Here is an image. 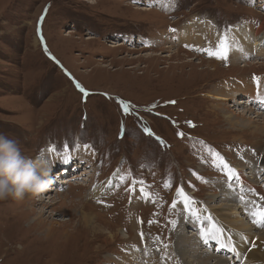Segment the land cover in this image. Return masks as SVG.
Wrapping results in <instances>:
<instances>
[{"label":"rangeland","instance_id":"rangeland-1","mask_svg":"<svg viewBox=\"0 0 264 264\" xmlns=\"http://www.w3.org/2000/svg\"><path fill=\"white\" fill-rule=\"evenodd\" d=\"M262 26L264 0H0V132L23 155L45 157L54 178L42 194L0 200V264H191L194 251L176 244L183 235L210 263L246 264L222 218L234 204L252 226L232 234L242 251L263 232L251 212L264 210V182L249 176L263 174L264 135L225 116L264 121L255 117L264 108L237 87L264 77V56L250 52ZM186 29L202 44L186 47ZM232 38L238 53L229 47L227 59L201 51ZM226 87L244 94L225 104ZM209 149L248 173L229 181ZM71 175L80 176L67 183ZM201 222L222 231L205 244Z\"/></svg>","mask_w":264,"mask_h":264},{"label":"bare ground","instance_id":"bare-ground-1","mask_svg":"<svg viewBox=\"0 0 264 264\" xmlns=\"http://www.w3.org/2000/svg\"><path fill=\"white\" fill-rule=\"evenodd\" d=\"M137 9L148 10V9L140 8V7H137ZM185 32L186 33L188 32L189 34H185ZM179 36H182V38L186 37V41L188 42V43H186L187 45H192L193 44L195 46H198V45H201L202 44L203 36L200 33L196 32V31L194 32V30L188 31L186 29L184 31V33H180ZM192 37H195V38L193 39ZM246 38H247V35H244V36L242 35L240 37V41L242 40L243 41V45H245V46L247 44V43H245ZM248 40H250V38H248ZM231 41H233V38L230 40V43H231ZM230 49H231V53H232V50H233V53H236V52L238 53L237 48H234L232 43L230 44ZM250 52H253V53H257L258 52L257 55H259V56H262L263 55L264 56V26H262L260 28V33L259 34L257 32L256 38H255V43L253 45H251ZM238 57H239V55L237 54L233 60L236 61V59H238ZM243 66H246V65L244 64ZM212 69L217 70V67L212 68ZM252 83H253V89L250 87V85ZM237 87L238 88L241 87V88L245 89L247 91V93L251 96L250 97L251 101L252 100H255L256 101L255 104H257L258 106H261V107L264 108V106H262L260 103L257 102V92L258 91H259V93H260L261 96H264V77L263 78H260V80H259V88L257 87V81L256 80H252L251 83H248V81H247L246 83H244L243 86L237 85ZM238 88H236L235 91H232L231 92V96H230L226 92L227 89H229V88L226 87L223 90V92L222 91H219L218 96L220 97V99H223L224 102L225 101H228V100H232V99L236 100L237 97H240V95L244 94V92L239 91ZM233 92H235V96H233ZM242 99H244V98H242ZM242 99H238V102L239 103L240 102H243ZM244 102H246V100ZM225 104H227V102H225ZM225 104H224V106H226ZM257 105H255V106L257 107ZM233 111H230L229 114H227L225 116L226 117V120L228 121V123L230 125H238L240 127L249 128V129L251 128L253 130V132H260L261 134L264 135V121H263V123H258V121L253 120L251 117H248L247 118L245 116L246 115V112H245V114L244 113L241 114V111L239 113L233 112ZM250 111L252 113V110L251 109H250ZM250 111H248V112H250ZM255 117L257 119L264 120V111H261L260 110V112H258V114H256ZM50 166H52V165H50ZM261 166L263 167V171H262L263 174L262 175H261V173L258 172V170H260V169H258L257 171H253L251 173V176H249V181L251 180L250 182H252L254 185H258V183L260 181H263L264 182V163L261 164ZM81 170H83V172L80 174L81 175V178H83V177L86 178V174H88V169L86 168V170H85V168L84 169L82 168ZM236 170L240 172L241 178L243 176V173H241V172L244 171L246 174L248 173L247 170L245 171V169L243 168V166L242 167H238ZM246 174H244V175H246ZM80 175H76V176L73 175V176L75 177V179H77V178H79ZM73 176L70 178V180H67V183H70L69 181H72L73 180V178H74ZM245 183L249 184L248 181H246ZM242 185H244V184H242ZM247 187H248V185H247ZM56 190H58V186L55 187V191ZM215 194H216V191H214V193H212L211 195L213 196ZM212 196H211V198H212ZM259 196L261 198L264 197L263 191H261V193L259 194ZM234 206H235L234 204H233V206L231 204V207L232 208L230 209L229 212H227L226 217H223L224 214L222 212H215V213H217L215 215H218L220 219H221V217H223L222 218V221H224L225 223H227L231 227V229H232V231H231L230 230V227L227 226L224 229L225 230L224 231V236L226 237L228 235L229 240L228 239L227 240H228L229 244L232 246V248L235 249V250H237V254L238 255H240V256L243 255V256L246 257V260H245L246 261V264H264V254H263L264 253V245L255 248L254 250H252L249 253V250H251L253 246H257L261 242L264 243V230H263V232H259L260 235L256 239L252 238L254 240H252L251 243H249L250 245L246 248V252L245 251H242V248L238 247V245H237V239H240V238H237L236 239V237L233 236V239H232V234H234V235L235 234H238V233L240 234V233H242L241 230H245L246 232H249V231H252L253 230V228H251L252 226L249 224V222L245 223V221H244L245 219L243 220L240 217V212H239V209L240 208H236ZM255 209H256V206H255ZM233 216H238V217L234 218ZM253 220L254 219H252V221ZM85 221L87 222V217L86 216H85ZM224 222H222V223L225 224ZM176 227H178V226H176ZM259 227H260V225H258L257 223H255V228L258 229ZM187 233H188V231H187ZM183 237H184V235L183 236H180L178 238V240L176 241V244L177 245H182L181 252H183V253L186 252V251L188 252L190 250L191 251H194V255H193L194 258H193L191 264H213V263H210L209 262L210 259H211V256H213V255H210V254L209 255H203L201 252H198L199 251L198 249H196V250L195 249H192V248L191 249H188V248L186 249L184 247L186 245V243H189L190 242V243L195 244V245L198 244V243L196 241L193 242V238L188 239V238H185V237L183 238ZM258 242H260V243H258ZM237 247H238V249H237ZM126 256L128 257V255H126ZM176 262H177V260H176Z\"/></svg>","mask_w":264,"mask_h":264},{"label":"clouds","instance_id":"clouds-1","mask_svg":"<svg viewBox=\"0 0 264 264\" xmlns=\"http://www.w3.org/2000/svg\"><path fill=\"white\" fill-rule=\"evenodd\" d=\"M54 182L49 161L22 154L19 142L0 132V200H23L46 192Z\"/></svg>","mask_w":264,"mask_h":264},{"label":"snow or ice","instance_id":"snow-or-ice-1","mask_svg":"<svg viewBox=\"0 0 264 264\" xmlns=\"http://www.w3.org/2000/svg\"><path fill=\"white\" fill-rule=\"evenodd\" d=\"M174 31V30H173ZM186 47H188V45H186ZM229 45L222 41L220 45H218V48L220 50L217 51H213L211 49H201V51H206L207 54L209 56H216V58L218 59H227V54H228V50H229ZM254 79L257 81V87L259 88V77H254ZM78 88H80V90L82 92H84L85 90L79 85V83H77L76 85ZM85 95H87V93L85 92ZM257 102L260 103L262 106H264V96H261L259 91L257 92ZM121 107L123 108L125 114H129L130 112V105L128 102L125 101H121ZM190 123V122H189ZM145 132L149 133L150 135L151 130L145 128ZM177 135L179 136H183V133H177ZM157 140H160L159 137H157ZM161 143H163V141H161ZM203 143V142H201ZM85 147H88L87 145H85ZM54 150V149H52ZM210 151V155L212 157V161L214 166H219L221 169L226 171V174L228 176L229 181H232L233 179L239 180V173L236 171V169L231 168L228 163L223 159V157L220 156L219 153L212 151L211 149H209ZM67 157L64 158V162L67 163ZM130 175V173H129ZM123 179V178H122ZM198 179H203L202 177H198ZM136 183H139L140 185H142V187L140 188V192L141 194H143L145 197H147L149 195V193L145 192V187L144 182L143 181H136L133 180V184L135 185ZM118 186V185H117ZM166 188L167 187H171L170 182H165L164 185ZM177 197L182 199V202L184 204L185 210L189 213V215L195 219V220H199L200 219V215L198 210H196L194 208L195 205V201L192 200V198H190L189 196H187V194L184 192L183 188H178L177 189ZM155 199V197H153V200ZM241 199L243 200V197H241ZM262 199H264V197H262ZM177 204V200L173 201L172 207H175ZM251 215L254 217L253 222L257 223L260 226H264V210L260 209L259 206H256V209L254 211L251 212ZM206 220H208L209 222H211L212 218L210 216L206 217ZM149 223H152V221H149ZM171 223L173 225H175V221H171ZM222 229L218 228L216 224H212L210 228H205L203 226V222H201V227H200V235L201 238L203 239L204 243L207 244L209 239H216L217 238V234L219 232H221ZM165 247H167V245H165ZM220 247H228V245L225 244H221ZM233 251H235V249H231Z\"/></svg>","mask_w":264,"mask_h":264}]
</instances>
